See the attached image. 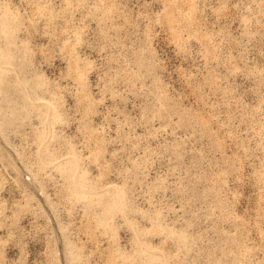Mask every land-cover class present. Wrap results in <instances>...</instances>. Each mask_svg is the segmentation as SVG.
Listing matches in <instances>:
<instances>
[{"label":"rangeland","instance_id":"obj_1","mask_svg":"<svg viewBox=\"0 0 264 264\" xmlns=\"http://www.w3.org/2000/svg\"><path fill=\"white\" fill-rule=\"evenodd\" d=\"M0 264H264V0H0Z\"/></svg>","mask_w":264,"mask_h":264},{"label":"bare ground","instance_id":"obj_2","mask_svg":"<svg viewBox=\"0 0 264 264\" xmlns=\"http://www.w3.org/2000/svg\"><path fill=\"white\" fill-rule=\"evenodd\" d=\"M108 187H109V188H112V189L114 188V187H113V184H110Z\"/></svg>","mask_w":264,"mask_h":264}]
</instances>
